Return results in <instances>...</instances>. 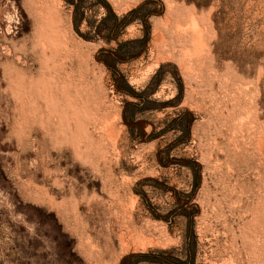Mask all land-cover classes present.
<instances>
[{"label":"rangeland","instance_id":"1","mask_svg":"<svg viewBox=\"0 0 264 264\" xmlns=\"http://www.w3.org/2000/svg\"><path fill=\"white\" fill-rule=\"evenodd\" d=\"M104 1L0 0V264H264V0Z\"/></svg>","mask_w":264,"mask_h":264},{"label":"bare ground","instance_id":"2","mask_svg":"<svg viewBox=\"0 0 264 264\" xmlns=\"http://www.w3.org/2000/svg\"><path fill=\"white\" fill-rule=\"evenodd\" d=\"M42 30L45 37L43 54L46 56L45 58L53 61V65H47L48 73H60L61 68H64L68 61L73 62L86 56L80 43L69 33L65 15L51 13L44 16ZM60 60L62 64L59 63ZM96 254L98 253L96 252Z\"/></svg>","mask_w":264,"mask_h":264},{"label":"trees","instance_id":"3","mask_svg":"<svg viewBox=\"0 0 264 264\" xmlns=\"http://www.w3.org/2000/svg\"><path fill=\"white\" fill-rule=\"evenodd\" d=\"M103 1V3H104V6L106 7V9L108 10V13H109V15H113L114 17H115V22H114V24L113 25H111V26H109V30H114L115 29V27H117L118 25H124V24H126V21H127V16L128 15H125V16H123V17H121V18H119L116 14H115V12H114V10H113V8L110 6V4H108L107 2H105L104 0H102ZM129 14H131V13H129ZM107 20V17L106 18H104L103 20H102V24H103V22H105ZM121 20V21H120ZM145 21V24L147 25V22H146V20H144ZM122 22V23H121ZM128 22V21H127ZM146 31H148V28L146 29ZM97 32L98 33H100V34H102V35H104L105 37H113V34H103L102 33V29H101V26L100 25H98L97 26ZM146 40H147V37L145 38V39H139L138 41L140 42H146ZM125 44H128V42H122V43H120L119 44V46H118V48L117 49H114V50H106V56H105V58H101L100 60H102L108 67H110V68H113L114 67V64H115V62H116V60H118V61H123V60H125L126 59V57L125 56H121L120 55V51H121V49L123 48V46H125ZM121 81L123 80V78L120 76V78H119ZM117 87H118V89H122V90H124V91H126V92H128V93H130V94H132V95H135V96H140L141 94H139L138 92H136V91H134L132 88H130V87H125V86H122V85H120V84H118L117 85ZM125 117V116H124ZM128 124H129V122H128ZM190 232H192L191 230H190ZM130 257V255H128V256H125V257H123L122 258V260H121V264H126V261L128 260V258Z\"/></svg>","mask_w":264,"mask_h":264}]
</instances>
